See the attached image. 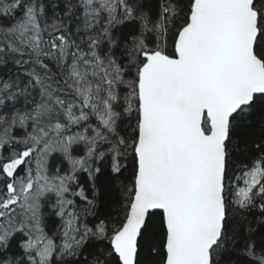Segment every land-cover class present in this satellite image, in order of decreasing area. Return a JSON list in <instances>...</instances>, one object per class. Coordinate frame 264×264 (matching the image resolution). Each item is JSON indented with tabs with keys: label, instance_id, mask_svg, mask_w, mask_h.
Returning <instances> with one entry per match:
<instances>
[{
	"label": "snow or ice",
	"instance_id": "1",
	"mask_svg": "<svg viewBox=\"0 0 264 264\" xmlns=\"http://www.w3.org/2000/svg\"><path fill=\"white\" fill-rule=\"evenodd\" d=\"M0 264H264V0H0Z\"/></svg>",
	"mask_w": 264,
	"mask_h": 264
}]
</instances>
